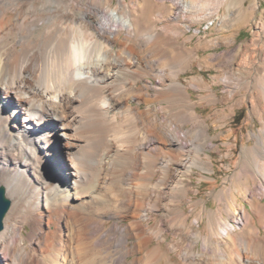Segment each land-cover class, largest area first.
Listing matches in <instances>:
<instances>
[{"label":"bare ground","instance_id":"bare-ground-1","mask_svg":"<svg viewBox=\"0 0 264 264\" xmlns=\"http://www.w3.org/2000/svg\"><path fill=\"white\" fill-rule=\"evenodd\" d=\"M158 1L167 18L188 15L194 23L219 12L222 4ZM52 2L0 0V186L11 202L0 231V264H156L167 253L160 242L146 250L151 242L143 224L147 211L137 199L124 197L136 175L135 152L147 169L140 191H157L151 183L157 144L168 157L176 151L177 159L188 139L177 122L164 133L141 130L138 120L146 114L133 113L129 101L151 98L152 79L167 89L182 118L186 97L178 72L172 81L164 70L157 73L158 33L151 17L141 21L150 5L122 19L77 0ZM74 6L79 14L71 12ZM129 29L133 35L123 36ZM144 35L150 41L146 46L140 39ZM186 61L169 53L163 67ZM145 76L149 80L136 85ZM48 160L53 174L44 169ZM173 160H165L164 171ZM174 188L182 192L184 187ZM181 215L176 231L179 241L187 231V240L180 264H264V211L234 213L240 232L232 236L228 222L211 217L210 235L201 237ZM123 218L131 221L129 227L120 224ZM162 235L158 229L156 238ZM199 240L201 252L195 253Z\"/></svg>","mask_w":264,"mask_h":264},{"label":"rangeland","instance_id":"rangeland-1","mask_svg":"<svg viewBox=\"0 0 264 264\" xmlns=\"http://www.w3.org/2000/svg\"><path fill=\"white\" fill-rule=\"evenodd\" d=\"M39 1L53 3V0ZM77 1L82 6L92 4L108 13L117 12L122 19H132L128 12L135 8L141 14L142 5H150L152 10L148 18L141 21L151 17L148 21L158 33L157 56L154 57L157 73L164 70L166 79L172 81L173 72H178L177 81L184 88L186 99L181 106L182 118L176 115L179 108L165 93L167 89L164 92V88L152 79L151 98L141 103L134 99L129 101L133 113L146 114L138 120L141 130L164 133L178 123L179 130L188 139L177 159L176 151L170 153L175 160L166 171L162 165L170 157L164 155L157 144L151 179L157 191H140V176L147 169L139 151L135 152L136 175L129 179L132 186L124 197L137 199L147 211L143 224L151 242L146 250L157 247L160 242L167 254L156 264L182 263L187 231L180 234L182 240L179 241L176 231V223L181 220L179 211L183 213L181 217L186 218L187 227L199 230L201 237L210 235L208 221L211 217L228 222L231 225L229 234L237 235L240 230L233 219L234 213L239 217L241 211L251 215L264 211V159L261 157L264 154V0H222L219 12L200 23L182 14L177 19L167 18V11L157 8L158 0ZM165 3L169 5L170 1L165 0ZM26 7L24 4L20 11ZM71 12L79 14L75 6ZM65 22L71 24L69 20ZM122 32L123 36L127 32L133 35L131 29ZM140 39L144 46L150 42L145 35ZM169 53L181 54L187 59L186 63L163 67ZM147 80L145 76L143 82L137 81L136 85ZM109 139L116 143L113 138ZM60 149L57 145L59 154ZM48 161L44 169L53 174L52 163ZM108 167L110 160H106ZM178 185H183L182 192L173 189ZM152 207L155 209L150 210ZM119 222L128 227L131 224L127 218ZM158 229L163 230L160 240L156 238ZM260 235H264V230L261 229ZM137 240H130V246ZM201 245L199 240L195 253L201 252Z\"/></svg>","mask_w":264,"mask_h":264},{"label":"water","instance_id":"water-1","mask_svg":"<svg viewBox=\"0 0 264 264\" xmlns=\"http://www.w3.org/2000/svg\"><path fill=\"white\" fill-rule=\"evenodd\" d=\"M11 202L6 197V192L4 187L0 186V231L3 229V221L5 215L7 214L10 208Z\"/></svg>","mask_w":264,"mask_h":264}]
</instances>
